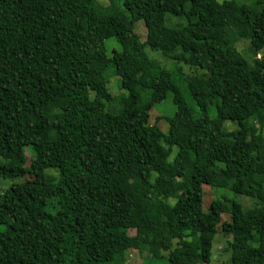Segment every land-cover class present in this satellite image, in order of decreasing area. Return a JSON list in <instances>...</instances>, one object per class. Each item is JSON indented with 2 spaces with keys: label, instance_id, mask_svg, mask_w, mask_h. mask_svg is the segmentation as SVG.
Listing matches in <instances>:
<instances>
[{
  "label": "trees",
  "instance_id": "trees-1",
  "mask_svg": "<svg viewBox=\"0 0 264 264\" xmlns=\"http://www.w3.org/2000/svg\"><path fill=\"white\" fill-rule=\"evenodd\" d=\"M165 14L187 25L168 28ZM109 38L121 48L111 56ZM236 38L250 41L252 64ZM144 47L205 73L161 69ZM263 48L264 0H0V264H126L128 249L145 264H210L219 224L229 264H264ZM109 69L127 92L117 113L105 111ZM168 92L164 135L148 120ZM204 185L255 204L204 212Z\"/></svg>",
  "mask_w": 264,
  "mask_h": 264
},
{
  "label": "rangeland",
  "instance_id": "rangeland-1",
  "mask_svg": "<svg viewBox=\"0 0 264 264\" xmlns=\"http://www.w3.org/2000/svg\"><path fill=\"white\" fill-rule=\"evenodd\" d=\"M222 2L224 0H217ZM239 4L250 5L252 0H233ZM116 6L121 5V0H114ZM96 4L105 7L109 4V0H96ZM187 8V6H186ZM187 19L184 16H174L172 14H165L164 24L168 28H181L187 25ZM134 32L139 38L140 42H144L146 39V28L142 20L136 21L134 24ZM106 53L108 56H111L114 51L120 52V45L117 43L115 38H109L104 41ZM234 46L241 56L250 64L253 62L254 54L250 51V41L248 39L239 38L235 40ZM143 53L146 57L155 63L161 69H165L169 72H180L181 75H200L205 73V71L196 69L182 63L176 62L172 59L164 57L160 52L151 50L148 47H144ZM255 58L264 60V48L259 51ZM175 80L181 88L185 98L188 102H191L190 96L187 89L184 87V84L178 82V77L175 76ZM106 87L109 94L112 97L110 102H105V111L109 113H117L121 109V99L127 96V92L121 89L120 78L113 74V70L109 69L105 73ZM149 91L142 90L139 105H142L148 98ZM51 112L57 110V107H51L49 109ZM176 112V107L173 103V94L168 92L163 101L155 104L149 112V125H156L160 131L167 135L168 133V122L167 119L171 118ZM208 114L211 119L216 117L215 106L208 107ZM255 125L259 128H262L264 132V113L262 116L255 118ZM238 128V125L235 122L227 121L223 125V129L227 132L235 131ZM177 148H173V155H175ZM27 165L29 166V160L33 158V153L27 148L26 149ZM170 158V160L172 159ZM49 175L56 176L54 171H48ZM2 187H6L7 183L1 182ZM214 200H227L234 201L239 203L244 209H250L254 206L255 201L253 199L247 198L242 195H235L227 188H212L210 186H203V198H202V210L204 212L208 211L209 205ZM46 207V210L54 214L57 210L51 203ZM230 220V204L226 203V212L221 216V222H227ZM229 241L230 237L225 236L221 232V224L217 227V234L213 238L212 246V257L210 264H229L230 251H229ZM126 264H145L150 260L147 256V253H140L135 249H128L125 253Z\"/></svg>",
  "mask_w": 264,
  "mask_h": 264
}]
</instances>
